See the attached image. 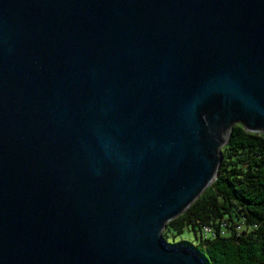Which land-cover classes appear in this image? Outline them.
I'll use <instances>...</instances> for the list:
<instances>
[{
    "label": "water",
    "instance_id": "water-1",
    "mask_svg": "<svg viewBox=\"0 0 264 264\" xmlns=\"http://www.w3.org/2000/svg\"><path fill=\"white\" fill-rule=\"evenodd\" d=\"M264 134V0H0V264H208L163 231Z\"/></svg>",
    "mask_w": 264,
    "mask_h": 264
},
{
    "label": "trees",
    "instance_id": "trees-1",
    "mask_svg": "<svg viewBox=\"0 0 264 264\" xmlns=\"http://www.w3.org/2000/svg\"><path fill=\"white\" fill-rule=\"evenodd\" d=\"M222 152L216 179L163 234L208 264H264V134L236 123ZM185 231L196 240L178 239Z\"/></svg>",
    "mask_w": 264,
    "mask_h": 264
},
{
    "label": "rangeland",
    "instance_id": "rangeland-1",
    "mask_svg": "<svg viewBox=\"0 0 264 264\" xmlns=\"http://www.w3.org/2000/svg\"><path fill=\"white\" fill-rule=\"evenodd\" d=\"M177 238H178V239H181V238H187V239L194 240V241L196 240V239L194 238V235H193L192 233L188 232V231H185L183 234L178 235Z\"/></svg>",
    "mask_w": 264,
    "mask_h": 264
},
{
    "label": "built area",
    "instance_id": "built-area-1",
    "mask_svg": "<svg viewBox=\"0 0 264 264\" xmlns=\"http://www.w3.org/2000/svg\"><path fill=\"white\" fill-rule=\"evenodd\" d=\"M205 232H207V233L211 232V228L205 227Z\"/></svg>",
    "mask_w": 264,
    "mask_h": 264
}]
</instances>
